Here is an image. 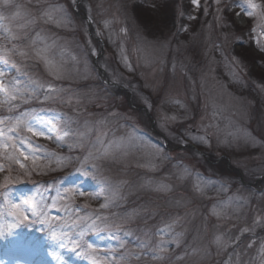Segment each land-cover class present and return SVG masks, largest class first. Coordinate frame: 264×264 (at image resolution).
<instances>
[{"label": "rangeland", "instance_id": "rangeland-1", "mask_svg": "<svg viewBox=\"0 0 264 264\" xmlns=\"http://www.w3.org/2000/svg\"><path fill=\"white\" fill-rule=\"evenodd\" d=\"M253 2L264 12V0ZM56 5L69 23L41 15ZM0 11V45L29 53L14 57L19 68L0 60V99L17 81L29 93L31 81L44 85L0 106V128L36 116L60 126L52 139L13 134L29 156L45 154L38 166L0 160V227L15 222L12 212L28 215L0 239V261L94 264V254L96 264H121V256L123 264H264V224H253L264 216V21L246 14L247 0H11ZM35 48L62 67L60 79ZM61 129L72 135L60 138ZM109 145L112 157L84 159ZM66 188L85 196L65 201ZM161 239L165 251L154 258Z\"/></svg>", "mask_w": 264, "mask_h": 264}, {"label": "snow or ice", "instance_id": "snow-or-ice-1", "mask_svg": "<svg viewBox=\"0 0 264 264\" xmlns=\"http://www.w3.org/2000/svg\"><path fill=\"white\" fill-rule=\"evenodd\" d=\"M11 0H0V6H7ZM193 4L197 5L199 4V0H192ZM217 4L220 3V0H216ZM72 3L75 4L76 0H72ZM248 5L252 9V11H248L246 14L249 16H252L254 14H258L261 18L262 21H264V12L258 11L259 5L257 3H254L253 0H247ZM44 18H46L47 21L56 23L57 25L61 24H67L70 22V16L66 10L65 7L56 5V6H50L47 8L45 11L42 12L41 14ZM4 21V16L2 11H0V24H2ZM105 27H108L110 21H105ZM6 32H8V38L10 39H16L17 37L11 33L10 29H4ZM122 32H126V29H121ZM261 36H264V32L261 33ZM257 43L259 44V40H257ZM35 57L37 59H40L44 62L45 66L49 69L50 73L54 75L57 79L61 78V75L63 73V69L60 65H57L56 62L52 59L49 58L47 54V49L46 48H35L33 49ZM261 51H264V48L261 49ZM20 56L27 58L29 53L27 50L18 48L15 45L11 49L4 48L3 45H0V60H3L5 62H10L13 65L17 66L18 68L20 67L19 62L14 59L15 56ZM121 58L123 62L125 63V66L131 69V64L128 62V57L123 54V50L121 52ZM4 72L2 69H0V76H3ZM17 87L14 90H9L7 87L4 88V91L6 93V96L4 99H0V106L4 105L7 102H13L21 99L22 97L29 96V95H34L36 90L38 88H44L43 84H39L37 81H31V84L34 86L32 88L31 93H29L28 89H21L20 87V82H16ZM47 90L49 93H55L59 90H57L53 85L48 84L47 85ZM53 97L51 95H45L44 99H52ZM79 102V100H77ZM179 103V101H176ZM183 106V105H181ZM176 117L173 116L172 119H175ZM6 121L2 118H0V125H5ZM46 126V127H42ZM60 126L57 124H54V122L49 119V120H42L39 116L32 117L30 119H23V118H17L14 122H8L7 126V133L3 128H0V160L6 159L9 164L15 163L18 164L21 168H26L27 165L23 163V160H31L33 166H38L37 161H44L46 159L45 154H41L40 156H29L26 152L20 150V148L17 145V142L15 140V136L13 135L14 133L18 132H26L28 133L31 137H36L40 138L43 137L44 139H52L53 137L51 136V132L59 128ZM85 131H81L75 134V139L77 140L76 146L78 147H84V143L86 141L87 133L90 131L88 129L87 124L85 125ZM71 134L70 130H64L61 129V137L60 138H68ZM234 135V134H233ZM234 138L235 135H234ZM192 139L194 141H199L201 143H208V140L206 137H196L193 136ZM25 143L29 144V147L35 148V146L31 145V142L28 140L27 137H25ZM18 154V155H17ZM52 156H55V153L51 154ZM114 155L112 151V146L109 145L107 147H104L103 151H96L92 152L89 151L88 155L84 157L85 160H100V159H107L110 158ZM22 158V159H21ZM65 158L63 156H59L56 159V164L59 166L63 163ZM43 167H48L49 164L45 163L42 165ZM93 169H96L97 166L95 164L92 165ZM4 170V163H0V171ZM85 175H88L86 172ZM7 179V177H6ZM207 187V182L206 181H201L196 185V190L198 192H203L204 189ZM85 196V192L80 191L78 188H66L64 190V196L63 200L67 201L70 200V198L74 196ZM94 198V197H93ZM27 201H21V204H26ZM21 205L12 203L11 207L14 209H19ZM107 203L105 205H101V207H106ZM33 208L36 209L34 211V215L37 216V218H43L42 223H47V217L43 213L42 210H39V205L38 204H33ZM217 216L221 215V211L215 212ZM11 215L15 217V222L9 223L6 228L5 227H0V239H3L6 235H11L13 233V230L16 229L20 224L24 223L25 221L28 220V215L27 213H21L18 214L17 212H12ZM20 215H23V220L20 219ZM253 224H264V216H257L253 220ZM95 226V225H93ZM170 227V226H169ZM251 228H245L243 231H250ZM51 237L56 240H61L63 241L64 237L63 235H58L56 231L50 230ZM222 236H217L216 241L217 243H222ZM165 241L161 239L157 244L155 249L153 250V257L154 258H159V255L165 251L163 245ZM77 248L80 247L79 244L76 245ZM121 247H125V245L121 244ZM87 248L89 250L93 249V246L91 244L87 245ZM264 251V249H262ZM134 254V253H133ZM55 255V253H53ZM90 258L93 260L94 264H96V257L94 254L90 256ZM121 264H123L124 261L129 259V257L126 256H121L120 258ZM0 264H5L4 261H0ZM113 264H115V261H113Z\"/></svg>", "mask_w": 264, "mask_h": 264}, {"label": "water", "instance_id": "water-1", "mask_svg": "<svg viewBox=\"0 0 264 264\" xmlns=\"http://www.w3.org/2000/svg\"><path fill=\"white\" fill-rule=\"evenodd\" d=\"M239 15H242V13H239Z\"/></svg>", "mask_w": 264, "mask_h": 264}]
</instances>
